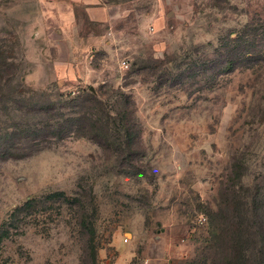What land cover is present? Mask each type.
<instances>
[{"label": "rangeland", "instance_id": "obj_1", "mask_svg": "<svg viewBox=\"0 0 264 264\" xmlns=\"http://www.w3.org/2000/svg\"><path fill=\"white\" fill-rule=\"evenodd\" d=\"M0 52V264H264V0H0ZM87 92L131 159L13 128Z\"/></svg>", "mask_w": 264, "mask_h": 264}, {"label": "trees", "instance_id": "obj_2", "mask_svg": "<svg viewBox=\"0 0 264 264\" xmlns=\"http://www.w3.org/2000/svg\"><path fill=\"white\" fill-rule=\"evenodd\" d=\"M2 55L3 52H0V57ZM60 99L62 98L60 97ZM70 102L71 104H68L66 99L61 101L60 108L64 106L62 103H65V107H68L69 111L60 114L57 110H54V104L46 103L45 107H43L45 120L39 126L38 123L25 125L21 122L19 124L12 123L13 128L31 131L32 133L42 130H52V134L60 138L74 133L76 136L94 139L101 145L111 143L110 146L112 145L117 150L113 149V152H118L123 159H131L130 157L133 153L132 147L127 142H124L130 133V130L127 128L128 122L125 119L124 112L120 114V121L123 123V128H125L121 137V135L112 133L108 123L102 124L92 118V111L100 104L92 93H84L79 101L71 100ZM35 110H38V108L33 107L32 112L35 113ZM73 125L76 127H73ZM216 237L219 239V235ZM218 239L215 238L214 240L218 242ZM238 264H244V261H239Z\"/></svg>", "mask_w": 264, "mask_h": 264}, {"label": "crops", "instance_id": "obj_3", "mask_svg": "<svg viewBox=\"0 0 264 264\" xmlns=\"http://www.w3.org/2000/svg\"><path fill=\"white\" fill-rule=\"evenodd\" d=\"M87 9L91 18L99 22H107L114 13L110 7L105 5H89Z\"/></svg>", "mask_w": 264, "mask_h": 264}, {"label": "built area", "instance_id": "obj_4", "mask_svg": "<svg viewBox=\"0 0 264 264\" xmlns=\"http://www.w3.org/2000/svg\"><path fill=\"white\" fill-rule=\"evenodd\" d=\"M122 64H123L125 67H127V65H126V63H125V62H123ZM201 219H202V218H201ZM201 219H200V220H201ZM202 220H204V218H203Z\"/></svg>", "mask_w": 264, "mask_h": 264}]
</instances>
